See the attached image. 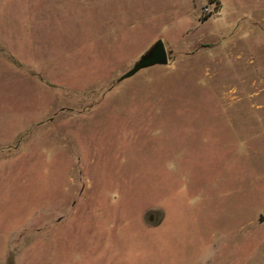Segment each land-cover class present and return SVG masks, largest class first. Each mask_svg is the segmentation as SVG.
<instances>
[{"label":"rangeland","instance_id":"1","mask_svg":"<svg viewBox=\"0 0 264 264\" xmlns=\"http://www.w3.org/2000/svg\"><path fill=\"white\" fill-rule=\"evenodd\" d=\"M261 215L264 0H0V264H264Z\"/></svg>","mask_w":264,"mask_h":264},{"label":"water","instance_id":"2","mask_svg":"<svg viewBox=\"0 0 264 264\" xmlns=\"http://www.w3.org/2000/svg\"><path fill=\"white\" fill-rule=\"evenodd\" d=\"M161 41H158L156 44H154L153 45V47H152V49L154 48V47H157L158 48V54H159V56H158V58H157V60H155V61H153L152 63H145L146 62V60H145V57H146V55L150 52V51H152V49L150 48L145 54H143L142 55V57L140 58V62H141V64L140 65H135V66H137L136 67V70L135 71H130L129 73H127L126 75H125V77H127V76H130V75H133L136 71H138L139 69H141L142 67H145V66H148V65H152V64H155V63H168V56H167V51H166V49H165V45L161 42ZM138 62V61H137ZM135 64H137V63H135ZM260 218H261V220H264V215H261L260 216Z\"/></svg>","mask_w":264,"mask_h":264},{"label":"flooded vegetation","instance_id":"3","mask_svg":"<svg viewBox=\"0 0 264 264\" xmlns=\"http://www.w3.org/2000/svg\"><path fill=\"white\" fill-rule=\"evenodd\" d=\"M159 54H158V48L157 47H154L152 49V51H150L146 57H145V60L146 62L145 63H152L153 61L157 60Z\"/></svg>","mask_w":264,"mask_h":264},{"label":"trees","instance_id":"4","mask_svg":"<svg viewBox=\"0 0 264 264\" xmlns=\"http://www.w3.org/2000/svg\"><path fill=\"white\" fill-rule=\"evenodd\" d=\"M212 1H214V0H212ZM217 1H218V0H217ZM160 43H161V42H160ZM152 47H153V46H152ZM152 47H151V49H152ZM136 63H137V64H135V65H137V66L141 64L140 60H139L138 62H136ZM135 65H134V67L131 69V71H135V70H136V67H137V66H135Z\"/></svg>","mask_w":264,"mask_h":264},{"label":"built area","instance_id":"5","mask_svg":"<svg viewBox=\"0 0 264 264\" xmlns=\"http://www.w3.org/2000/svg\"><path fill=\"white\" fill-rule=\"evenodd\" d=\"M204 9H205L206 12H210L208 7H205Z\"/></svg>","mask_w":264,"mask_h":264}]
</instances>
